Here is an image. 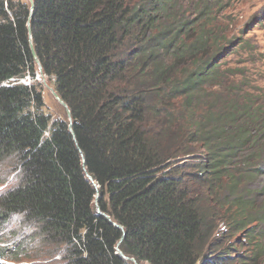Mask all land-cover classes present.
I'll return each mask as SVG.
<instances>
[{
	"label": "trees",
	"instance_id": "obj_1",
	"mask_svg": "<svg viewBox=\"0 0 264 264\" xmlns=\"http://www.w3.org/2000/svg\"><path fill=\"white\" fill-rule=\"evenodd\" d=\"M133 1L0 0V165L16 180L0 224L21 220L62 264H264V198L249 187L264 172V102L221 66L239 4L186 0L187 16L184 0ZM127 40L140 47L121 58ZM198 149L213 201L176 163ZM4 244L0 261L17 263Z\"/></svg>",
	"mask_w": 264,
	"mask_h": 264
},
{
	"label": "rangeland",
	"instance_id": "obj_2",
	"mask_svg": "<svg viewBox=\"0 0 264 264\" xmlns=\"http://www.w3.org/2000/svg\"><path fill=\"white\" fill-rule=\"evenodd\" d=\"M25 1V0H22ZM138 0L133 1L136 4ZM239 4L235 13L231 16L235 22L234 31L230 34V38L234 42L233 45L238 44L237 47L231 48V55L226 59L221 60L222 69L231 67H239L242 69L245 77L241 82L247 84L244 86L246 95H256L259 102H264V0H236ZM195 3V1L193 2ZM184 7L186 8L187 16L195 12L192 10L191 4L184 0ZM139 41L127 40L119 51L121 58L126 56L134 50H137L140 45ZM138 43V44H137ZM230 47V46H228ZM129 56V55H128ZM36 80L42 84L44 91L45 112L52 116L53 119L64 116V107L59 104L52 93V86L46 81L44 77L38 75ZM30 83V79H27ZM205 154L201 150L195 151L190 156L183 160L177 161L178 167L184 171L186 178L193 180L194 188L203 187L202 192L196 191V194L201 199L213 201L211 192L208 189V183L200 184L201 180L198 178L200 174L197 173V166L203 162ZM264 166V165H263ZM14 166L11 164L0 165V193L9 190L16 184ZM264 170V167H263ZM249 187L251 188L253 198L258 203H261L264 198V172L254 180ZM253 189V190H252ZM207 192V194L205 193ZM205 193V194H204ZM223 196V194H222ZM219 229L225 231L223 223H220ZM264 232V229L261 228ZM0 236L4 247L10 249L11 252L17 253L18 262L0 261V264H62L60 258V251L55 257H51L55 253L53 245H42V241H33V229L28 225H24L21 220L14 219L7 225L0 224ZM222 235L217 236L219 239ZM229 244H236L239 253L244 254L248 249L246 246L239 247L243 243V234H228L224 235ZM239 247V248H238Z\"/></svg>",
	"mask_w": 264,
	"mask_h": 264
},
{
	"label": "water",
	"instance_id": "obj_3",
	"mask_svg": "<svg viewBox=\"0 0 264 264\" xmlns=\"http://www.w3.org/2000/svg\"><path fill=\"white\" fill-rule=\"evenodd\" d=\"M28 1H29L30 3H33V0H28ZM32 10H33V6H32ZM34 57H35V55H34ZM35 59H36L37 63H39L36 57H35ZM40 76L42 77V73H41ZM52 93H53V96L55 97V99L59 102V104H61L64 108H66V107H67L66 104L61 100V98L57 95V93H56L54 90H52ZM66 109H67V108H66ZM67 114H68V116L70 117V112H69L68 110H67ZM89 178H90V177H89ZM90 179H91V178H90ZM94 185H95V184H94ZM95 186H96V185H95ZM96 189H97V186H96ZM96 208H97V212H98L99 215H103V216H105V215L100 211V208H99L97 202H96ZM114 226L119 227V226L116 225V224H114ZM119 228H121V227H119ZM121 229H122V228H121ZM119 245H120V243L118 244L117 251L119 252L120 255L123 256V254L121 253V251H120V249H119ZM123 257H124V256H123ZM124 258L127 259L126 257H124ZM133 262H135V261H133ZM136 264H137V263H136Z\"/></svg>",
	"mask_w": 264,
	"mask_h": 264
},
{
	"label": "built area",
	"instance_id": "obj_4",
	"mask_svg": "<svg viewBox=\"0 0 264 264\" xmlns=\"http://www.w3.org/2000/svg\"><path fill=\"white\" fill-rule=\"evenodd\" d=\"M23 83H25V84H29L26 80L25 81H23Z\"/></svg>",
	"mask_w": 264,
	"mask_h": 264
}]
</instances>
